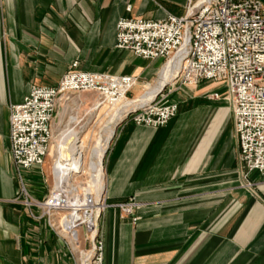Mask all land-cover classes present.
<instances>
[{"label": "crops", "instance_id": "obj_1", "mask_svg": "<svg viewBox=\"0 0 264 264\" xmlns=\"http://www.w3.org/2000/svg\"><path fill=\"white\" fill-rule=\"evenodd\" d=\"M187 3L0 0V264H74L70 245L22 203L20 179L35 200L51 187L43 165L15 170L9 105L33 85L56 86L74 61L79 70L135 76L131 92L142 94L165 60L116 49V23L183 16ZM182 87L174 89L178 112L165 126H116L104 157V195L138 204L131 215L104 210V264H264V172L245 176L226 89L211 80Z\"/></svg>", "mask_w": 264, "mask_h": 264}, {"label": "built area", "instance_id": "obj_2", "mask_svg": "<svg viewBox=\"0 0 264 264\" xmlns=\"http://www.w3.org/2000/svg\"><path fill=\"white\" fill-rule=\"evenodd\" d=\"M115 48L165 63L173 58L178 66L152 100L127 112L121 122L165 126L178 112V103L167 99L168 87L194 86L201 80L224 84L245 176L264 172V4L260 0H188L183 16L121 17ZM135 83L132 75L79 70L74 61L56 86H31L22 102L9 105L8 146L15 170L44 164L59 101L91 91L99 102L115 103L127 97ZM20 195L24 205L39 210L50 228L67 240L78 264H104L100 231L104 210L112 205L122 215H131L138 204L134 197L109 203L104 192L97 198L66 188H50L42 200H35L21 179Z\"/></svg>", "mask_w": 264, "mask_h": 264}, {"label": "rangeland", "instance_id": "obj_3", "mask_svg": "<svg viewBox=\"0 0 264 264\" xmlns=\"http://www.w3.org/2000/svg\"><path fill=\"white\" fill-rule=\"evenodd\" d=\"M154 84L147 85L145 90L149 87H152ZM183 87L187 88L192 86H183ZM224 87L226 89L225 85ZM168 88H171V92L169 93L167 99L169 101H174L173 99H177L175 92H178L174 90L176 88V85H173L172 87L170 86ZM138 96L139 94L135 95L130 91L128 92L127 97L125 98L122 97L115 103H107V102L101 103L98 100V95L95 92L90 91V92H82L79 94H71L67 101H59L52 121L54 139L50 145L49 154L46 156L45 162L43 164L46 183L49 185V187L51 188L54 187L51 168L54 160H56L57 154L55 152V149H53V147L56 144L57 137L60 131H62V129H66L67 127H70L80 132L85 154L83 155L84 162L81 168L75 171H72L70 169H69L70 171L68 170L70 179L66 184L68 185L70 184L69 187L70 189H75L80 192L92 191L93 186L89 174V158H90L89 151L92 148L93 144L95 143L100 133L101 135H103V137H105L107 132L106 130L107 128L105 127V124L109 118L110 113L123 101L134 99L135 97ZM120 121H118L115 124L114 133L116 131V126ZM111 141L112 139L109 141L108 147ZM108 147L105 150L104 157ZM51 149H53L52 152ZM103 167H104V158H103ZM63 239L67 242L65 238ZM71 253L74 264H78L77 253H75L72 249H71Z\"/></svg>", "mask_w": 264, "mask_h": 264}, {"label": "bare ground", "instance_id": "obj_4", "mask_svg": "<svg viewBox=\"0 0 264 264\" xmlns=\"http://www.w3.org/2000/svg\"><path fill=\"white\" fill-rule=\"evenodd\" d=\"M172 62L173 58L163 64L164 66H162L163 68L161 67L162 69L158 76V79L152 87L147 88L142 94H140L138 97H135L134 99L123 101L110 113L109 118L105 124V127L107 128L105 137H103V135H101L100 133L89 151V174L93 187L91 186L92 191L87 192L93 193L95 197L98 198L104 192L105 177L103 158L105 150L108 147L109 141L111 140V137L114 134L115 124L120 121L130 110H133L137 106L152 100L157 94V92L162 89L165 83L169 82L172 79L174 73L177 72L178 67L176 63ZM53 139L54 134L50 145ZM50 145L47 155L50 151ZM53 149H55L57 157L56 160H54L51 168V173L54 182V187L52 188L68 189L70 187V184L68 185L66 183L70 179L69 171H75L81 168L84 162L83 155L85 153L80 132L70 127L62 129V131H60L57 137V141ZM53 149H51V152L53 151ZM75 191L82 194L86 193L80 192L78 190ZM72 245L75 249H77V244L75 242H72ZM80 260H83L82 257H80Z\"/></svg>", "mask_w": 264, "mask_h": 264}, {"label": "water", "instance_id": "obj_5", "mask_svg": "<svg viewBox=\"0 0 264 264\" xmlns=\"http://www.w3.org/2000/svg\"><path fill=\"white\" fill-rule=\"evenodd\" d=\"M120 122H121V121H120ZM120 122H119V123H120ZM119 123H118V124H119ZM118 124H117V125H118ZM113 136H114V135H113ZM112 138H113V137H111V139H112Z\"/></svg>", "mask_w": 264, "mask_h": 264}]
</instances>
